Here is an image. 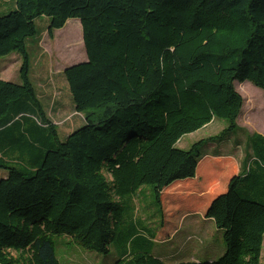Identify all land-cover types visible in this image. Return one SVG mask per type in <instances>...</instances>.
Here are the masks:
<instances>
[{
    "label": "trees",
    "instance_id": "16d2710c",
    "mask_svg": "<svg viewBox=\"0 0 264 264\" xmlns=\"http://www.w3.org/2000/svg\"><path fill=\"white\" fill-rule=\"evenodd\" d=\"M16 2L15 11L0 17V56L22 54V84L0 81V127L19 115L35 116L42 127L35 123L33 140L22 145L31 165H0L8 173L0 179V264H60L53 237L63 235L109 254L123 219L116 198L144 185L153 187L166 215L156 241L178 232L167 228L176 214L180 223L200 214L224 231L223 257L180 264H263L264 138L253 136L256 160L244 175L233 162L224 167L202 156L206 140L189 150L176 144L214 117L229 127L208 142L238 128L243 99L236 81L264 89V0ZM43 16L51 20V34L80 19L89 57V63L66 71L77 109L88 115L64 142L30 80L26 42ZM80 28V35L77 28L63 31L65 48L76 54ZM201 169L218 171L220 185L206 192ZM115 264L168 263L137 250Z\"/></svg>",
    "mask_w": 264,
    "mask_h": 264
},
{
    "label": "rangeland",
    "instance_id": "374dc122",
    "mask_svg": "<svg viewBox=\"0 0 264 264\" xmlns=\"http://www.w3.org/2000/svg\"><path fill=\"white\" fill-rule=\"evenodd\" d=\"M16 9V0H0V17L10 14ZM50 22V18L46 16L34 21L36 34L27 40L26 52L29 56L30 80L37 100L47 119L56 128L59 140L64 142L86 123L88 115V112L78 111L66 71L74 66L89 63V57L80 19H69L63 28L54 30L52 34L49 32ZM81 26L83 31V39L79 40L81 52L76 54L65 48L63 31L66 28L69 30L77 28L78 35H80ZM23 62L22 54L17 51L0 56V81L16 85L22 84L20 73ZM241 84L245 85L242 87ZM234 85L243 99V106L236 120L238 128L223 140L215 139L214 142H208L209 138L218 137L229 127V122L226 119L214 117L202 128L184 135L176 144V148L189 150L194 144L206 140L201 148L202 156L213 157L223 166L226 162L238 164L234 157L237 156L238 160L242 161L244 170H241L237 165V172L244 175L248 173L249 163L253 164L252 161L256 160L254 148L251 147L253 136L260 135L264 138V89L249 80L243 83L236 81ZM35 123L42 127L41 122L35 116L23 117L19 115L11 123L0 127V148H2L1 144L19 146L20 148L22 145L25 146L26 143L22 144V142L28 143V140H33V132L30 130L37 126ZM16 124L21 125V128ZM239 142L242 146L239 145L238 148L237 143ZM20 148L16 149L18 153ZM17 152L14 154L16 158L20 161L22 159L21 162L26 165L24 159L27 158L21 157L20 159ZM0 155L3 161L8 160V157L3 153L0 152ZM9 161V165H17L15 164L16 160L9 159ZM232 174L233 171H230L229 175ZM218 175L219 172L214 169L199 171L198 177H204L206 180V192L210 191L212 187L220 185ZM6 176L7 171L0 168V179ZM106 177L111 181V176L107 173ZM183 184L178 182L177 185L195 188L193 184ZM174 189L179 188L176 186ZM187 192L188 190L181 194L184 195ZM163 193L165 194V192ZM116 201L122 203L123 219L115 227V236L109 244V254L88 250L69 236H55L53 240L56 244L60 264H115L125 255L137 250L161 258L168 264L215 262L226 253L224 231L217 228L211 219L203 218L200 214L189 215L182 219V223H180L181 216L178 214L168 218L167 228L178 229V232L167 242H162L159 239L156 241L154 237L158 238L159 232H162L165 227L164 218L166 215L156 203L153 187L150 185H144L135 194L125 198H116ZM12 254L15 257L18 256L14 252ZM261 262L264 264V248Z\"/></svg>",
    "mask_w": 264,
    "mask_h": 264
},
{
    "label": "crops",
    "instance_id": "0c3cea01",
    "mask_svg": "<svg viewBox=\"0 0 264 264\" xmlns=\"http://www.w3.org/2000/svg\"><path fill=\"white\" fill-rule=\"evenodd\" d=\"M25 144V145H27V142L25 141V142H22V144ZM237 145H238V148H239V145H241L242 146V144L239 142V143H237ZM20 147L19 146H12V145H5V146H3L2 148H0V152L1 153H3V155L4 156H6V157H8V160H6V161H3L2 160V156L0 155V165H6V164H8V162H10L9 161V159H12V160H16V162H15V164H17V166H25L21 161H23L22 159H21V157H25V158H27V159H24V161L26 162V164H29V165H31L32 163H33V161H32V156H29L28 155V153H27V150H26V148L25 147H22V148H20V150H19V153L16 151V149H19ZM22 149V150H21ZM18 153L19 154V157H20V159H21V161L20 160H18V158H16V156L14 155L15 153ZM27 155V156H26ZM235 157V159L237 160V162H238V164H236V166L237 165H239V168L241 169V170H243L242 169V161H240V160H238V157L237 156H234ZM19 161V162H18ZM253 162V161H252ZM250 164H251V162H250ZM249 164V165H250ZM244 171V170H243ZM8 174V173H7ZM7 177V176H6ZM5 177V178H6ZM1 178V177H0ZM263 248H264V246H263ZM161 259V258H160ZM164 261V260H163Z\"/></svg>",
    "mask_w": 264,
    "mask_h": 264
}]
</instances>
